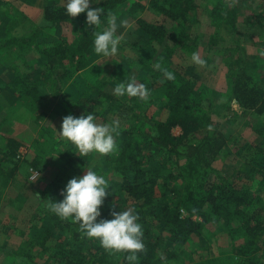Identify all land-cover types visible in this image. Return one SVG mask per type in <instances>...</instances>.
Masks as SVG:
<instances>
[{"label":"trees","instance_id":"trees-1","mask_svg":"<svg viewBox=\"0 0 264 264\" xmlns=\"http://www.w3.org/2000/svg\"><path fill=\"white\" fill-rule=\"evenodd\" d=\"M141 1L102 0L90 5L103 9L102 23L118 8L127 7L126 13L133 20V32L143 38L153 56L140 57L136 72L127 69L131 66L128 62L126 65L114 62L113 71L106 76L104 69L90 67L88 59L94 53V26L86 24V13L68 17L64 6H58L54 0H46L43 25L20 38L0 42V52L15 46L35 55L32 62L24 60L11 68L8 89L1 92L10 106L9 115L2 112L0 121V185L11 182L18 171L22 173V162L17 158L22 142L1 129L15 113L27 115L28 112L35 116L33 124L39 127L44 116L40 113L44 107L40 93L45 85L44 76H49L54 90L60 81L83 74L85 78L105 77L107 84L127 82L134 77L151 92L148 102L127 97L126 107L116 106V102L101 104L112 113L124 110L123 113L132 114L124 122L118 121L115 152L103 156L98 153L80 156L75 150L59 152V161L63 168L67 167L63 178L55 176L34 190L36 205L33 210L25 213L19 208L11 216L9 209L13 202L8 201L11 207L7 203L0 204V232L8 242L18 243L16 249L0 246V254L7 264H129L128 253L106 250L99 240L87 238L78 224L71 219L61 220L46 207L49 199L57 202L62 199L60 193L71 179L70 175L83 176L88 169L98 174L103 172L107 181L108 195L101 207V218L110 219L111 212L128 209H134L139 216L145 248L137 253L139 259L135 264H208L203 255L218 245L219 235L228 239V251L235 259L234 264H264V125L256 130L253 144L255 156L263 159L259 166L248 168L244 163L238 170L223 172L212 179L210 174L215 173L211 166L221 155L224 142L218 139L219 135L214 138L206 132L210 118L202 103L207 100L208 90L196 81L173 73L171 68L178 52L197 49L190 42L188 21L192 14L198 13V6L195 0H146L147 7ZM227 5L230 3L225 0H216L211 15L221 13L224 24L228 21L230 31L236 34V10ZM259 8L262 12L255 14V18L258 16L264 23V4ZM144 11L161 20L134 18L137 12ZM60 27H72L76 31L70 41L48 37V32ZM99 28L95 30L100 31ZM215 43L212 41L207 47L213 48ZM260 48L256 64L264 71V46ZM224 53L225 65L229 68L231 101L241 114L251 112L264 116V85H255L246 73L240 47L226 49ZM157 63L172 72L174 79L167 80L163 71L155 68ZM58 91H54L56 96ZM101 96L111 99L106 93ZM62 104L64 117L92 112L96 121L108 123L107 116L102 117L92 109H80L66 101ZM4 105L5 101H0V111ZM151 107L165 110L166 116L156 119L147 115ZM46 129L40 127V138L44 137ZM175 130L179 131L178 135L174 134ZM33 143V157L24 163L38 170L46 165L45 158L55 152V145L52 142V150H48L38 138ZM187 176L193 180L190 186L177 183ZM19 203L23 204V199ZM162 232L166 233L164 240Z\"/></svg>","mask_w":264,"mask_h":264},{"label":"rangeland","instance_id":"rangeland-1","mask_svg":"<svg viewBox=\"0 0 264 264\" xmlns=\"http://www.w3.org/2000/svg\"><path fill=\"white\" fill-rule=\"evenodd\" d=\"M24 1L37 5L40 4L42 6L41 9L46 4V0H0V42H5L4 40L13 37L20 38L25 33L32 32L38 26L43 25V21L35 25L34 21L30 22L28 20L23 12V9H26V7L22 6ZM98 1L102 0H92L90 5ZM196 1L200 6V11L197 14H192L188 22L189 34L192 36L190 42H192V45L197 46V49L194 52H190V50L178 52L176 57L173 58V66L171 68L173 73L180 75L184 79L196 81L198 85L208 90L207 100L202 103L204 112H207L210 118V125L207 127L206 132H209L214 138H217V135H219L218 139L224 142L221 155L213 161L211 166L215 174L211 173L210 177L215 179V175L232 171L233 169L238 170L244 163L248 164V168H250L252 166H259L258 163L260 160H263L261 156H255L256 151L253 144L256 140V130L259 126L264 125V116H258L251 112L241 114V110L231 101L229 68L225 65L226 54L224 51L226 49L236 50L239 46L241 57H243L244 61L242 66L246 69V73L252 78L255 85L259 87L264 85V71L259 70L257 67V54L255 55L256 51L254 50L256 44H264V38L263 35L262 39L258 38V36H252V29L248 27L249 21L252 19L251 12L257 7L262 6L264 0H225L230 3V6L227 5L228 7H234L233 9L236 10V34L230 31V28L227 26L228 21L227 27L224 25V16L221 13L215 15L213 19L209 18L216 0ZM141 2L147 7L146 0H142ZM54 3L58 6H64L63 0H54ZM36 7L40 8V6ZM126 12L127 7L124 6L118 8L115 14H113L117 17L118 25L120 21L126 22L118 27L116 33L117 36L122 38L117 55L104 57L94 52L88 59L90 67L97 66L104 69L105 76L107 73L113 71L114 68L112 67L114 66L112 64L114 62L125 63L124 65L128 62L131 66H127V69L129 67L130 70L136 72L138 70L137 65L141 62L140 57L144 59L153 57L148 51V46H146L143 38L133 32V20ZM7 13L8 17L6 16ZM204 16L209 19L208 24L204 22V19L201 20ZM146 17L158 21L161 20L147 11L137 12L134 15L135 19H145ZM199 17L201 18L198 19ZM24 19L27 20L25 21ZM32 19H35L38 23L36 16L32 17ZM216 24L219 26L216 27ZM107 26V21H105L101 24L99 30ZM71 28L60 27L56 31L51 30L48 32V37L70 41L73 34L76 33ZM95 31L93 30L92 32L94 37ZM213 34L216 37L211 39V35ZM212 41L216 43L210 49L207 46ZM16 48L20 51L15 52ZM193 53L198 54L201 59L205 60L204 66L192 62L191 56ZM34 59L35 55L32 51L20 47L12 46L0 52V101H5L4 109L0 111V121L3 118V113L9 115L8 106L10 105L7 104L6 98H2L1 92L8 89L6 85L11 80V68L14 65H21L24 60L32 62ZM23 71L25 72V70ZM48 77L47 75L44 76L45 85L40 88V93L44 98V107L40 109V113L44 114V116L39 127H35L33 124L32 120L35 116L28 112V116L26 114L18 115V113H15L1 129V132L12 135L22 142L17 151V158L22 162V173L18 171L14 174L11 182H5L0 185V204L7 203L9 205L8 201L13 202L12 207L9 205L11 207L9 209L11 216H14L19 208L25 213L33 210L36 205L34 190L49 183L55 176L63 178V173H65L67 167L63 168V163L59 161L57 157L59 152L69 153L71 150H75L79 154L78 150L70 142L57 134L60 131L62 119L65 116L64 113L61 114V110L65 108L62 102L66 101L84 110L92 109L94 113H98L102 117L107 116L108 123L111 121L124 122L128 116L132 115L123 113L124 110L121 112L116 110L115 113H112L106 109L105 105L101 106L102 103L115 104L114 102H116L117 104L115 105L119 106L128 102V96L117 97L113 94V89L117 85L115 81L107 84L105 77L91 76L90 78H85L83 74H75L60 81V84L54 90ZM57 89H59V94L56 96L55 92ZM102 93H106L111 99L102 98ZM14 99L16 100L17 98L15 97ZM124 106L126 107V105ZM147 115L156 119H163L166 116V111H158L156 107H151L147 110ZM97 123L100 122L97 120ZM42 126L47 129L44 137L40 138L41 136H38V134ZM174 134L178 135L179 131L175 130ZM36 138L48 150L50 148L52 150V142L55 145V152L45 158L46 165H43L44 167L38 170H34L24 163V160L33 157V142ZM33 172H38L36 178H32ZM100 175H103V172ZM69 177L73 178L72 175ZM192 182V177L189 176L180 178L177 181L178 184L183 183L187 186H190ZM20 199H23V204L19 203ZM165 237L166 233L162 232V239L164 240ZM216 241L218 245L212 247L207 254L203 255L204 260L208 259V264H234L235 259L228 251V239L219 235ZM17 244L15 240L8 242L5 235L0 232V246L6 245L9 248L16 249ZM7 262L5 257L0 254V264H7Z\"/></svg>","mask_w":264,"mask_h":264},{"label":"clouds","instance_id":"clouds-1","mask_svg":"<svg viewBox=\"0 0 264 264\" xmlns=\"http://www.w3.org/2000/svg\"><path fill=\"white\" fill-rule=\"evenodd\" d=\"M91 2L92 0H63L65 14L68 17H76L80 13H86V24L94 26L95 30L101 26V16L104 12L101 7H90ZM125 23L120 21L118 25L117 17L109 16L108 26L103 30L95 31L92 42L94 52L104 57L117 55L122 38L116 33L118 27ZM191 60L197 65H205V60L196 53L192 54ZM155 68L163 71L167 80L174 79V74L162 68L161 64L157 63ZM113 94L117 97H135L142 102H148L151 96L150 89L143 83H137L134 77H130L127 82L118 83L113 89ZM118 127V121L97 123L92 112L79 117L69 114L62 119L57 134L70 142L80 156H87L90 153L103 156L116 151L114 135L118 134ZM107 189L105 177L88 169L83 176L73 177L66 183L60 193L61 200L57 202L49 199L46 207L61 220L71 219L78 224L80 231L87 238L99 240L106 250L128 253L126 260L129 264H135L139 259L137 253L145 248L142 239L143 228L138 222L139 216L134 209H128L111 212L110 219L101 218V207L108 195Z\"/></svg>","mask_w":264,"mask_h":264},{"label":"crops","instance_id":"crops-1","mask_svg":"<svg viewBox=\"0 0 264 264\" xmlns=\"http://www.w3.org/2000/svg\"><path fill=\"white\" fill-rule=\"evenodd\" d=\"M196 1V0H195ZM213 3H215V2H213ZM196 4H197V6H198V11L197 12H199L200 11V9H199V4L197 3V1H196ZM213 5V4H212ZM22 6H24V7H26V9H23V12L25 13V16L28 18V20L31 22H33L35 25L36 24H40L42 21H43V9H41L42 8V6L40 5V4H34V3H30V2H26V1H24L23 2V4H22ZM36 6H40V8H37ZM214 6V5H213ZM260 8L259 7H257L255 10H253L252 12H251V15H252V19L249 21L250 22V24L248 25V27H250L251 29H252V36H258V38L260 37H262V35H263V38H264V23H262V22H260L259 21V17L257 16V18H255V14H260L262 11H261V9L259 10ZM206 13V12H205ZM34 16H36V20L38 21V23L35 21V19H32V17H34ZM213 17L214 16H212L211 14L209 15V18L210 19H213ZM201 17H199L198 19H200ZM202 19H204V22L206 23V24H208L209 23V19H207L205 16L204 17H202L201 18V20ZM223 23H224V21H223ZM210 25V24H209ZM225 25V24H224ZM226 26V25H225ZM227 27V26H226ZM262 39V38H261ZM261 46H264V44L263 43H260V44H256V46H255V48H254V50L256 51L255 52V55L257 54V52L259 51V50H261L262 48H260ZM212 48V47H211ZM210 48V49H211ZM14 49V48H13ZM15 52H19L20 50L19 49H15L14 50Z\"/></svg>","mask_w":264,"mask_h":264},{"label":"built area","instance_id":"built-area-1","mask_svg":"<svg viewBox=\"0 0 264 264\" xmlns=\"http://www.w3.org/2000/svg\"><path fill=\"white\" fill-rule=\"evenodd\" d=\"M38 176V172H33L32 173V178H36Z\"/></svg>","mask_w":264,"mask_h":264}]
</instances>
